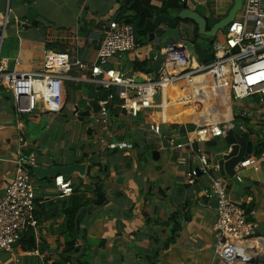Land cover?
<instances>
[{"label":"crops","instance_id":"crops-1","mask_svg":"<svg viewBox=\"0 0 264 264\" xmlns=\"http://www.w3.org/2000/svg\"><path fill=\"white\" fill-rule=\"evenodd\" d=\"M163 2L151 0V6L159 8ZM193 2L206 8L207 20L215 17L218 4L226 12L232 6V0ZM124 3L125 0H0V32L4 38L0 66L5 73H41L47 51L68 52L73 64L68 71H60L64 77L61 100L51 107L39 103L31 115H17L10 92L0 85V197L14 178L13 162L18 156L33 153L36 169L84 168L82 172L71 170L63 175L74 188L68 198L58 196L54 178H37L29 168L36 197L34 243L26 240L25 246H16L11 253L0 252V264H224L218 258L212 231L216 221L214 201L208 203L203 198L209 179L197 176L193 186L186 184V175L198 169L195 156L186 149L171 152L168 145L147 153L146 145L156 140L159 143V138L146 136L155 120H161L162 132L171 130L176 143L185 144L186 133L197 127L189 118L192 105L182 107L176 102L178 94L167 90L156 99L161 110H155L152 122L144 120V110L137 117L123 113L119 101L110 109L107 130L102 131L90 119L99 112L93 109L92 102L96 100L99 106L103 95L96 86L76 81L86 80L90 72L79 69L75 62H96L103 27L121 21ZM186 35L192 39V32ZM152 43L157 50L151 43H143L131 53L111 58L105 68L128 75L145 67L151 69V58L161 48L159 42ZM141 64H145L144 68H139ZM91 92L94 97H89ZM192 109L202 124L205 113L200 102L195 100ZM190 125L191 130L187 129ZM239 128L243 134L248 131L245 124ZM249 134L243 136L253 144L255 140ZM221 140V144L216 143L220 141L217 139L195 147L217 169L230 151ZM154 152L158 153L157 160L152 157ZM258 164L244 170L240 182L234 176L221 174L219 169L211 177L227 182L237 205L244 207L247 198L253 199L247 209L256 211L259 235L235 246L253 251L262 262L264 164ZM85 201L90 204L85 206ZM96 201L104 202L97 206ZM70 242L71 248L66 246Z\"/></svg>","mask_w":264,"mask_h":264},{"label":"built area","instance_id":"built-area-1","mask_svg":"<svg viewBox=\"0 0 264 264\" xmlns=\"http://www.w3.org/2000/svg\"><path fill=\"white\" fill-rule=\"evenodd\" d=\"M179 1L193 10V0ZM6 23L7 20L4 28ZM179 30L183 41L189 40L183 25ZM222 33V39H214L211 51L207 50L209 59L206 63L199 62L194 53L183 47V43H177V50L173 47L160 48L151 58L152 68L158 57H162L157 74L147 73L150 68L145 67L130 77L124 72L105 68L111 58H120L139 46L131 25L124 21H112L103 27L96 62H75L79 69L90 72L86 80L76 81L92 84L102 92L98 114L90 115L102 131L107 130L115 98L132 117H137L145 109L158 110L156 99L167 90L178 94L176 102L182 107L193 106L195 100L199 101L205 113L204 122L199 123L191 106L189 118L191 124H197V127L186 133L185 144L176 143L172 135L163 139L171 152L186 149L197 159L198 169L186 175L187 185L193 186L197 176L209 179L203 198L208 203L214 201L217 204L212 231L218 258L224 264H261L253 251L251 253V250L235 246L256 238L259 229L255 222L256 211L254 208L247 209L252 206L253 199L247 198L244 207L237 205L229 194L227 182L211 177L217 172V166L214 168L204 152L195 147L224 139L226 133L234 128L235 118L256 122L264 120V0H242L241 11ZM3 42L2 32L0 50ZM72 66L68 52L47 51L41 73L8 74L0 66V85L10 92L17 115H31L39 103H47L51 107L61 100L64 77L60 71H68ZM171 69L175 71L171 72ZM246 102L248 105H245ZM162 133L161 120H155L149 125L146 136L162 139ZM19 142L24 144L21 138ZM256 162L264 164V151L258 156L252 153L239 162L234 167L233 178L240 182L244 170ZM13 163L14 178L0 197V252L5 253L14 250L21 234L27 229L37 228L33 217L36 197L29 175V168L35 167L36 156L33 153L21 155ZM54 185L60 198L73 194L72 182L63 176L55 177Z\"/></svg>","mask_w":264,"mask_h":264},{"label":"water","instance_id":"water-1","mask_svg":"<svg viewBox=\"0 0 264 264\" xmlns=\"http://www.w3.org/2000/svg\"><path fill=\"white\" fill-rule=\"evenodd\" d=\"M192 6L194 7L193 10L188 9L186 4H183L182 10L177 14V19L180 21H190L197 27V33L199 36L208 38V39H215L217 35L224 31L235 19L236 15L242 9V0H232V6L227 12L226 16L223 17L221 20L216 22L209 30H207L208 20L206 18V8L204 6L198 5L196 2H192ZM128 11L130 15L135 17L137 15H144L145 16V24L144 30L147 33V40L144 44L151 43L153 41H157L162 43L161 48H175L177 43H183V47L189 52L194 53L199 62L205 63L209 59V55L206 49L202 47L199 42L191 43L190 40L183 41L182 34L176 24L175 18L165 15L155 16L153 15L149 9L145 8L140 0H133V2L129 5ZM161 31L163 34L158 39L157 33ZM0 32V36H1ZM158 39V40H157ZM181 47V48H183ZM162 63V57L159 56L155 66L151 69H147V73H158L160 66ZM130 77L133 76V73L129 75ZM140 82V80H137ZM95 95V94H94ZM92 92L90 93L89 97H94ZM91 105L93 109H100L97 101L95 100L92 102ZM97 112V111H96ZM125 113V110H123ZM225 143L230 147V151L227 155L223 156L222 160L218 163V169L221 174L224 173L227 176H234V167L239 163L242 162L245 156H250L252 154V142L246 140L243 136V131L240 128H233L226 133L224 137ZM154 160H157L158 153L154 152L152 154ZM33 173L37 178L43 177H51L55 178L60 175H67L68 172L71 170H76L78 172H82L84 168L79 166H71L68 168H58L54 167L51 169H44V168H34L31 167ZM214 207H217L216 202H214Z\"/></svg>","mask_w":264,"mask_h":264},{"label":"trees","instance_id":"trees-1","mask_svg":"<svg viewBox=\"0 0 264 264\" xmlns=\"http://www.w3.org/2000/svg\"><path fill=\"white\" fill-rule=\"evenodd\" d=\"M140 1H141L142 5L145 8L149 9L150 12L155 16L165 15V16L174 17L178 28L182 25H192L193 26L192 39L190 40V42L191 43L198 42L200 36L197 33V27L190 21H180L176 17L177 14L182 10V7H183V4L179 0H164V2L162 3V6L159 8L151 6V0H140ZM132 2H133V0H125L124 6H122L123 11L121 13L120 20L124 21L126 24H129L133 27L135 35H136V43L139 46H141L142 43H144V41L147 40V33L144 30L145 16L144 15H137V16L133 17L130 15V12L128 11V7ZM210 23L211 22H208V24H207V30H209L212 27V24H210ZM162 34L163 33L161 31H159L157 33L156 37L159 39L162 36ZM137 37H138V39H140L139 41L137 40ZM213 40L214 39H210L211 44L213 43ZM143 66H145V64L139 65V68H144ZM115 103H118L117 98H115V100L113 101V105ZM263 126H264V123H263ZM187 129L191 130V129H193V126L190 125V126H188ZM181 131H182V129H181ZM183 134L184 133L182 132V135ZM263 151H264V139L261 141H258L257 148L254 150V154L256 156H258ZM73 192H74V188H73ZM100 200H101V198H100ZM103 202L104 201H101V202L96 201V202H94V204L99 206ZM84 204H86L85 206H87L90 204V201H85ZM26 240L29 243H31V242L34 243V236H33V232L31 229H27L24 233L21 234L16 246H19L21 244H22V246H25ZM66 246L70 247V248L73 247V242L67 243ZM33 248H34V246L31 247V249H33ZM263 264H264V262H263Z\"/></svg>","mask_w":264,"mask_h":264},{"label":"rangeland","instance_id":"rangeland-1","mask_svg":"<svg viewBox=\"0 0 264 264\" xmlns=\"http://www.w3.org/2000/svg\"><path fill=\"white\" fill-rule=\"evenodd\" d=\"M212 1H214L215 2V0H212ZM217 4V3H216ZM215 4V5H216ZM213 10V9H212ZM214 11V10H213ZM214 13H215V17H213L212 19H208V22H211L210 24H212V26L216 23V22H218L222 17H223V15H224V17H225V14L227 13L226 12V9L225 8H223V7H221V5H219L218 4V6L216 7V11H214ZM184 26V25H183ZM192 29H193V26L192 25H186V26H184V31L185 32H187V33H189V36H191V32H192ZM223 32V31H222ZM222 32H220L218 35H217V39H222V35H223V33ZM137 40L139 41L140 39H138V37H137ZM215 40H213V42H214ZM198 42L202 45V47L204 48V49H206V50H208V51H211V49H212V44H211V42H210V39H208V38H204V37H201L200 36V38H199V40H198ZM143 44V43H142ZM161 44V45H160ZM159 45V47H162V43H160ZM149 45H151L152 46V48H153V50L155 51V50H157L156 49V45H155V43H152L151 42V44H149ZM155 53V52H154ZM150 63H151V61H150ZM83 92H85V90H83ZM252 101H253V99H252ZM80 107H84V105H83V103H81L80 104ZM86 107V106H85ZM144 120L147 122V123H149V122H152L155 118H156V111L155 110H151V109H145L144 110ZM236 112V111H235ZM247 120H249V119H246V120H243V119H240V118H235L234 119V122H233V125L236 127V128H239L240 126H242V124H245L246 126H247V128H248V131L247 132H245L243 135L245 136V137H247L248 136V133H251V134H249L250 135V138H253L255 141L257 140V141H261V140H263L264 139V126H263V123H264V120H262V121H260V122H256L255 124H253L252 122H254V120L253 119H250L249 121L250 122H248ZM242 121H244V122H242ZM163 136H162V139H159V143H158V140H156V142H153L152 144H148V145H146V148H147V153L148 154H151V152H152V150L154 149V148H160V147H166L168 144H167V142L163 139V138H167V137H169L170 135H171V132H169V131H163ZM254 141V147H253V149L255 150L256 148H257V142H255ZM216 143L217 144H221V143H223V140H221L220 139V141H216ZM226 150V149H225ZM258 166H262V164L261 163H259L258 164ZM257 235H259V233H257ZM263 262H264V256H263V261L261 262V264H263Z\"/></svg>","mask_w":264,"mask_h":264},{"label":"bare ground","instance_id":"bare-ground-1","mask_svg":"<svg viewBox=\"0 0 264 264\" xmlns=\"http://www.w3.org/2000/svg\"><path fill=\"white\" fill-rule=\"evenodd\" d=\"M170 71H171V72H174L175 70H174V69H171ZM260 244H261V243H259V245H260ZM253 250H254V248H253Z\"/></svg>","mask_w":264,"mask_h":264}]
</instances>
